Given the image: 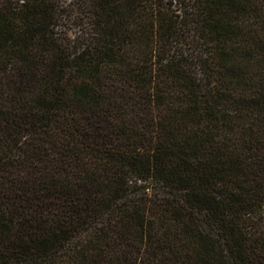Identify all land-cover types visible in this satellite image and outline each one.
<instances>
[{"label": "trees", "instance_id": "obj_1", "mask_svg": "<svg viewBox=\"0 0 264 264\" xmlns=\"http://www.w3.org/2000/svg\"><path fill=\"white\" fill-rule=\"evenodd\" d=\"M0 264H264V0H0Z\"/></svg>", "mask_w": 264, "mask_h": 264}]
</instances>
